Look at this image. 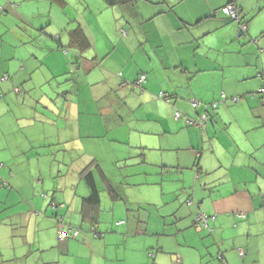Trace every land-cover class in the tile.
I'll list each match as a JSON object with an SVG mask.
<instances>
[{
    "label": "crops",
    "instance_id": "1",
    "mask_svg": "<svg viewBox=\"0 0 264 264\" xmlns=\"http://www.w3.org/2000/svg\"><path fill=\"white\" fill-rule=\"evenodd\" d=\"M62 1L0 0L7 26L32 25L36 18L41 28L57 23L22 52L5 51L17 44L5 42L0 32V92L15 95L9 104L17 107L16 127L20 118L24 129L38 122L54 126L45 145L28 150L27 168L36 158L33 181L12 171L13 165L6 180L15 182L0 187V264H264V0H205L207 10L199 0H143L135 16L123 15L133 31L125 41L139 39L140 50L112 41L113 47L94 54L90 47L82 53L58 47H66V29L80 26L87 36L79 17L68 20L63 9L69 0ZM78 1L81 9L88 7ZM229 1L239 7L242 32L220 12ZM68 21L74 24L66 27ZM68 63L76 67L69 81L62 80L68 92L94 87L97 128L80 127L82 113L72 101L60 100L64 106L58 108L54 102L55 109L41 101L45 78L61 76ZM117 68L121 75L114 74ZM92 71L98 79L91 83L85 74ZM212 102L216 108H205ZM181 110L190 120L207 114L208 121L202 128L188 124L175 117ZM87 165L100 192L96 208L83 205L89 189L81 171ZM110 186L120 198H111ZM188 196L195 205H184ZM159 203L169 205L160 217L177 215L170 222L175 229H150L148 217L140 221L145 208L159 215ZM87 209L96 216V229L82 217ZM199 211L216 216L213 233L191 226ZM108 212L115 215L106 219ZM111 221L118 231L108 227ZM70 225L87 230L81 242L58 240L59 229Z\"/></svg>",
    "mask_w": 264,
    "mask_h": 264
},
{
    "label": "rangeland",
    "instance_id": "2",
    "mask_svg": "<svg viewBox=\"0 0 264 264\" xmlns=\"http://www.w3.org/2000/svg\"><path fill=\"white\" fill-rule=\"evenodd\" d=\"M76 2V3H75ZM85 2L88 4V7H83L82 9L80 8L79 1L78 0H69L66 8L63 10L68 14V20L70 19H75L76 17H79L80 23L85 27L87 31V37L89 38L92 46L90 47L91 49L88 51L90 54H94L95 51H104L106 48H111L114 46V41L116 44H119L121 48L126 49L127 46H129V50H140L139 47V39H136L132 42H130L129 45L127 41H125V37H128L127 34H129L130 38H132V30L129 28L130 25L124 18L123 16L127 11L131 13L130 10L123 8L116 5V6H106L102 1L100 0H85ZM144 3L143 0H137V4L135 6L136 12H138L140 5ZM198 5L204 9L207 10V6H205V0L202 2V0L198 1ZM77 4V6H76ZM156 5V4H155ZM206 7V8H204ZM28 11H34L32 9ZM132 13V16H135L136 14ZM56 11H52V18L55 17ZM144 15V13L142 12ZM31 15V14H30ZM59 16V15H58ZM123 16V17H122ZM75 17V18H74ZM54 23V24H53ZM50 26H40L39 21L37 18L35 19V24H28L27 22H21L20 25L15 26L17 23L14 21L9 22V25L7 26L6 20L4 22L1 21L0 19V32H4V37L6 39H3L5 42H10L12 44H17L15 47H10L7 45V47H4L5 50L8 53H13L14 50L15 52H22L23 50L27 49V46L31 45V42L35 39V35H44L45 29H53L54 26L57 24L56 22H53ZM74 24L73 21H68V24L66 27H71L70 25ZM69 25V26H68ZM59 26V24L57 25ZM129 28V29H128ZM64 29V28H63ZM61 29L59 32L63 31ZM128 31V33L125 35V33ZM64 44V43H63ZM1 47V46H0ZM72 52V51H71ZM86 53V52H85ZM20 54V53H18ZM140 56V54H136L135 57ZM122 59H119L121 61ZM55 61L58 63L60 60ZM56 62H52L55 64ZM113 68V67H112ZM114 69V68H113ZM43 70V67L37 70V73L41 72ZM121 69H115L114 74L116 75H121ZM93 72V71H92ZM88 73L85 74V77L88 78L90 75V81L95 82L98 79L96 72L93 73ZM120 73V74H119ZM66 76V73L62 74L61 76L57 77L52 76L50 78H45V82L42 88V91L44 93V98H42L43 103H47V101H50L49 107L52 109H55L54 102L57 104L56 108H58L60 105L64 106L63 102H60V100L66 102L69 104L70 101L73 102V104L78 105V112L82 113L79 122H80V127L82 124H85L84 127H87V129H93L97 128L94 122V120L98 117L95 116L97 115L94 113L96 104L90 100L94 97V87L91 86H85L88 89V92L82 87L79 89V93L73 91V92H68L67 89H65L66 82L63 83L62 80H64V77ZM67 82V86L71 90L73 89V83ZM36 96L39 95V90L38 88L36 89ZM56 93H57V98H56ZM73 96H72V95ZM1 99L2 101L0 102V163L3 164V168L0 167V187L5 184V187H11L12 183L15 182V178L12 180V182H8L7 175L9 174V167L15 165L12 171L15 173H22L25 174V177L28 180L33 181L32 176L36 171V163L35 159L30 166V168L26 167V164L29 162V158L33 155L32 153H28V150H33V149H38L39 146L45 145L47 137L49 136V139L52 138L54 126L46 125V124H41L37 123V126L30 127L27 129L22 128L23 125V119L20 118L19 124L21 128L19 129L18 126L16 127V120H13L12 115L17 113V107L12 106L9 103H12L11 100H9L11 97L15 95H8V94H3L0 92ZM22 96V95H21ZM63 98V99H61ZM12 99V98H11ZM48 99V100H47ZM59 99V101H56ZM66 99V100H64ZM9 100L8 102H5ZM22 100V99H21ZM25 100V103L29 102V98L23 99ZM52 100V101H51ZM58 102V103H57ZM186 102V101H185ZM8 103V105H6ZM80 103L85 104L84 106L80 105ZM87 104V106H86ZM188 104V103H186ZM41 105L39 104V108ZM38 108V109H39ZM70 108V107H69ZM184 114V112L181 110ZM46 114H49V112H45ZM78 113V114H80ZM39 119V118H38ZM41 119V118H40ZM101 120H99L100 122ZM4 148L5 150H2L1 148ZM48 148H52L50 146H47ZM63 153V152H62ZM68 154V153H66ZM73 154L76 156L80 155L79 152L73 151ZM19 157L20 160L16 164H12L13 156ZM57 158H52L53 162L55 164H59V158L58 154H54L53 156H56ZM84 155V154H83ZM16 159V158H15ZM40 166H43V162L45 161V158L43 155L38 157ZM10 163V164H9ZM54 165V164H53ZM49 163L46 165V174L49 172ZM9 169V170H8ZM20 175V174H19ZM53 181V180H51ZM32 183V182H31ZM10 184V185H8ZM32 185V184H31ZM153 187H156L159 189V185H148V189H151ZM166 188L168 189L167 185ZM171 188V186H169ZM2 189L0 188V191ZM150 191V190H149ZM45 192L40 191L39 195L44 197ZM169 192H165V195H167ZM157 206H160V214L158 215L154 209H144L140 211V221L145 222V219L148 217L149 218V228H158V227H163L165 229H171L172 224H170L171 220H173V216L171 219V216H166V217H160L165 215L167 212V208L169 207L168 204H156ZM112 215H115L112 212H108L105 214L106 219H110ZM136 216V215H135ZM139 217V216H138ZM113 222L107 224L109 225L108 227L112 230L118 231V227L115 226V224H112ZM124 233V232H123ZM134 238L136 241V238L134 235L131 237ZM125 246H122L121 251L119 250L118 252L123 253ZM130 246H127L125 253L126 255H129V248ZM112 249V248H111Z\"/></svg>",
    "mask_w": 264,
    "mask_h": 264
},
{
    "label": "trees",
    "instance_id": "3",
    "mask_svg": "<svg viewBox=\"0 0 264 264\" xmlns=\"http://www.w3.org/2000/svg\"><path fill=\"white\" fill-rule=\"evenodd\" d=\"M51 1L52 2H56L58 4H62L61 3L62 0H51ZM100 1H102V3H104V5H106L108 7L118 5V6L122 7V9L126 8V9L130 10L131 13H135L136 12L135 6L137 4V0H100ZM228 4H234L236 6V10H237L236 18H233V17L229 16L228 14H226L223 11V7H225ZM220 12L224 16H226L229 19L233 20L238 25V28H239L240 32L245 30L246 25L241 20L239 7L235 4L234 1H229L226 4H224L223 6H221ZM244 26H245V28H243ZM66 30H67V33H68L67 34L68 42L66 44V47L64 48L63 45H61L60 43L58 44V47H60L61 49L63 48V51H65V52L67 51V53H68V52H71L75 48L78 51H80L79 53H82V52L86 51V49H88L89 47L92 46L90 40L87 38L86 34L84 33L83 29L80 26H75L73 28L66 29ZM56 40L57 39L55 38V41ZM75 68L76 67L72 63H68V68L65 71L66 76H67V77L66 76L65 77L67 79H64V80L69 81L68 80V79H70L69 76H71V77L74 76L73 75V71L75 70ZM143 79H144V75L142 74L141 78L138 77L134 81V84L136 86H140L141 82L143 81ZM259 91L263 92L264 89L262 88ZM192 102L193 101H190L191 107L192 108H196L197 104L195 103V106H193ZM216 106H217V103L216 102H212V103L206 104L205 108L209 107V108L213 109V108H216ZM179 113H180V117H178V118H182L183 117L182 116V112H179ZM203 115L206 116V120L208 121V115L207 114H203ZM183 118L185 119V121L187 119H189V121L188 122L186 121V123L194 124L193 121L198 122L202 117L199 118V119H191L190 120V118H188V117H186L184 115ZM204 123L202 124V126H199V124H194V125H196L199 128H202ZM88 168H89V165H87L81 171V175H82L81 177L83 178V180L85 181V183L87 184V187L89 189V195L83 199V205L86 206V207L89 206V207L96 208L97 205L99 204V201H100V192H99V190H98V188L96 186L95 179H94L90 169H88ZM107 190H108L107 192L111 196V198L116 199V198H120L121 197L120 194L117 192V190L114 189L112 186L107 187ZM262 204L264 206V195H263ZM184 205L188 206V207L192 206V205H195L194 198H192V196H188L185 199V204ZM233 214H234V216H237V217H244L245 216V213H243V212H234ZM176 216L174 215L172 222L174 221L175 218H177ZM82 217H83V219L90 221V224H89L90 227L95 228L96 216L93 215V213H92V211L90 209H87L86 213L83 212ZM164 217H166V216H164ZM171 219H172V216H171ZM215 220H216V216L215 215L199 211V212H196L195 216L193 217L191 226H193V227H195L197 229H200V230H204V231H206L208 233H213V227H214L213 224H214ZM123 222H124L123 220L117 221L116 225H120ZM171 229H175V228L171 227ZM171 229H166V231H169ZM82 230L83 231H87L86 229H84L83 227H81L79 225H70L68 228H63V229L60 228L58 233H57V238H58L59 241L72 240V241H75V242L78 243V242L82 241V239H81L82 238V234H83ZM94 230H91V232L93 233L94 236L101 235L102 232L100 233V231H97V230L94 231ZM61 232H63V238H59L58 237V234L61 233ZM164 235H166V234H164ZM237 251L241 252V250H238V249H237ZM119 254H123V253L119 252ZM150 261H153V260H150Z\"/></svg>",
    "mask_w": 264,
    "mask_h": 264
},
{
    "label": "built area",
    "instance_id": "4",
    "mask_svg": "<svg viewBox=\"0 0 264 264\" xmlns=\"http://www.w3.org/2000/svg\"><path fill=\"white\" fill-rule=\"evenodd\" d=\"M223 11L226 14H228L229 16H231L233 18H236L237 10H236V6L234 4H228V5H226L225 7H223ZM192 105L195 106V102H192ZM175 117L176 118L180 117V113L178 111L175 113ZM205 120H206V116L205 115H202V118L198 122L193 121V123L194 124H199V126H202V124L205 122ZM186 121L188 122L189 119H187ZM58 237L59 238H63V232L59 233L58 234Z\"/></svg>",
    "mask_w": 264,
    "mask_h": 264
}]
</instances>
